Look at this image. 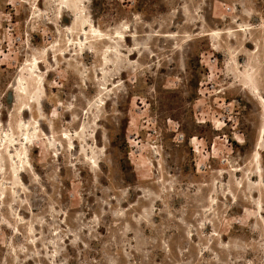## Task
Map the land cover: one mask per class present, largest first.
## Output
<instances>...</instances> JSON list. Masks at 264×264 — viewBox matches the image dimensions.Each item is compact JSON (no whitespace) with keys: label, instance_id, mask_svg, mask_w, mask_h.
<instances>
[{"label":"rangeland","instance_id":"rangeland-1","mask_svg":"<svg viewBox=\"0 0 264 264\" xmlns=\"http://www.w3.org/2000/svg\"><path fill=\"white\" fill-rule=\"evenodd\" d=\"M0 264H264V0H0Z\"/></svg>","mask_w":264,"mask_h":264},{"label":"bare ground","instance_id":"bare-ground-1","mask_svg":"<svg viewBox=\"0 0 264 264\" xmlns=\"http://www.w3.org/2000/svg\"><path fill=\"white\" fill-rule=\"evenodd\" d=\"M40 88V87H39ZM41 88H42V86H41ZM26 108V107H25ZM258 138H259V136H258ZM263 141V138H259L258 139V144H257V148H258V150L260 149V144H261V142ZM258 150H256V155L258 156L259 155V152H258Z\"/></svg>","mask_w":264,"mask_h":264},{"label":"crops","instance_id":"crops-1","mask_svg":"<svg viewBox=\"0 0 264 264\" xmlns=\"http://www.w3.org/2000/svg\"><path fill=\"white\" fill-rule=\"evenodd\" d=\"M256 93H258L259 94V90H257V92ZM262 102H263V100H262Z\"/></svg>","mask_w":264,"mask_h":264}]
</instances>
